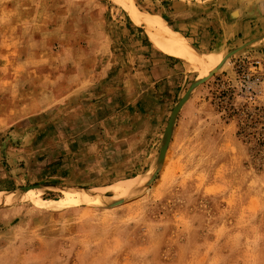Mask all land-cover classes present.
Masks as SVG:
<instances>
[{
	"label": "rangeland",
	"instance_id": "374dc122",
	"mask_svg": "<svg viewBox=\"0 0 264 264\" xmlns=\"http://www.w3.org/2000/svg\"><path fill=\"white\" fill-rule=\"evenodd\" d=\"M171 1L131 0L173 31L166 19ZM233 1L238 10L247 5L244 19L252 26L223 50L199 51L222 57L202 78L175 58L180 87L159 93L155 102L166 120L155 136L146 131L153 139L149 146L128 142L118 154L111 145L114 124L108 123L105 179L91 172L86 183V171L66 180L47 179L45 171L0 179V196L9 197L0 203V264H264V146L259 153L252 150L264 131V24L258 27L259 18L247 17L255 6L264 14V0ZM241 17L232 11L228 21ZM92 25L103 38H96L97 62L91 67L97 73L105 69L110 86H126L115 74L142 55L135 42L162 53L114 0H0V94L8 93L0 96V107L11 108L20 87L27 101L35 91L44 101L52 91L54 100L66 96L70 81L86 78ZM69 104L80 103L61 106ZM248 115L257 121L253 127ZM129 125L123 122L122 128ZM84 128L61 125L46 137L51 143L57 133L77 136ZM18 137L15 129L0 133V158L9 148L18 150ZM53 145L40 150L51 155L47 160L59 155L50 150ZM1 166L6 174L4 161ZM138 181L144 183L137 189ZM62 190L91 198L61 209L37 205L62 199Z\"/></svg>",
	"mask_w": 264,
	"mask_h": 264
},
{
	"label": "crops",
	"instance_id": "0c3cea01",
	"mask_svg": "<svg viewBox=\"0 0 264 264\" xmlns=\"http://www.w3.org/2000/svg\"><path fill=\"white\" fill-rule=\"evenodd\" d=\"M236 7L238 6L233 0H198L197 2L172 0L166 19L172 23L173 32L181 36L185 35L198 51L207 53L212 50L225 49L230 39L238 37L245 31L248 32L252 26L251 21L244 19L246 7L242 6L239 10ZM253 10L254 13L247 17L259 18L255 25L262 27L264 24L263 11L259 6L253 7ZM232 11H238L239 16H242L234 20L233 24L228 21ZM205 13L210 14L204 16ZM154 17L166 25L161 18ZM217 26L219 30L215 32ZM90 34H92L93 41L86 42V78L84 76L77 81H70L73 84L71 83L72 85L66 89V96L60 100H54L55 96L52 91V95L48 94L50 100L44 101L38 95L40 93L35 91L34 98L27 101L23 99L26 94L23 93L25 89L20 87L19 91L14 94L19 98L13 102L12 107L5 109L0 107V133L15 129L19 133L20 142L18 150L9 148L6 154L1 156L0 179L9 178L15 175V172L19 177H21L20 174L25 176L28 171H33L35 177L44 175L45 171L44 177L50 180L69 179L75 171L83 175L86 171V183L87 179L92 176L91 172H95L96 180L105 179L107 176L106 163L102 158H106L105 138L108 123L114 124V130H110V134L116 140L111 145L114 151H120L118 153L120 155H122L121 149L128 142H133L134 146L139 147H142L144 143L149 146L148 139L151 142L153 139L146 136V131L152 130L155 136L159 129L163 128V118L166 120L167 112L165 113V109L158 106L156 102L160 92L164 93L167 89L170 92L169 87H180L182 72L175 59L179 58L159 47L155 46L162 53L147 43L135 42V46H140L142 55L131 58L130 63L126 62V72L121 69L115 74L116 81L126 83V86L113 87L108 84L110 80H108V72L105 69L97 73L91 67L97 62L95 53L99 47H97L96 38L102 39L103 32L96 25L88 30L87 35ZM103 50V56H106L107 47ZM102 60L100 58L99 62L101 63ZM0 96H8V93L0 94ZM64 101H77L80 104H69L65 108L61 106ZM53 113L54 115L50 117ZM123 122L129 123V127L122 128ZM61 125H65L67 129H85L86 125V133L77 136L71 134L66 136L63 132L59 133L61 136L58 133L55 134L52 138L57 140L51 142L55 145L50 147V150L52 152L60 150L59 155L56 159L47 160L51 158V155L40 152L44 144L51 145L46 132L56 127L60 128ZM120 134L122 136L117 139ZM63 142H67V148L64 150L60 146ZM80 143L84 147H81ZM81 150L83 153L80 152ZM102 151L104 157L101 155ZM43 154L47 155L44 156L45 159L42 157ZM2 161L7 167L6 174L1 166Z\"/></svg>",
	"mask_w": 264,
	"mask_h": 264
},
{
	"label": "bare ground",
	"instance_id": "6f19581e",
	"mask_svg": "<svg viewBox=\"0 0 264 264\" xmlns=\"http://www.w3.org/2000/svg\"><path fill=\"white\" fill-rule=\"evenodd\" d=\"M120 4L129 16L142 26L148 34L151 41L158 47L162 48L170 55L176 56L183 60L189 66L200 72L198 78L208 75L213 69L220 65L222 61L221 55H203L196 48L190 45L181 35L171 31L161 20L155 18L149 13L139 11L131 2V0H114ZM234 15V14H233ZM224 59V58H223ZM144 181H138L135 187L138 189L143 185ZM62 199L54 201L37 200V205L44 208L61 209L65 206L75 204L77 202H87L91 198L87 193H74L66 190L60 192ZM8 196H0V203L8 201Z\"/></svg>",
	"mask_w": 264,
	"mask_h": 264
},
{
	"label": "trees",
	"instance_id": "16d2710c",
	"mask_svg": "<svg viewBox=\"0 0 264 264\" xmlns=\"http://www.w3.org/2000/svg\"><path fill=\"white\" fill-rule=\"evenodd\" d=\"M251 116L250 115H248V117H247V119H246V123H250V124H252V127L254 126V125H256L257 124V121H253V119L252 118H250ZM262 125L264 126V123H262ZM259 135L261 136V141H257L256 143H255V145L253 146V148H252V150L254 149H257L258 148V153H259V151L261 150V148L264 146V131L261 133H259Z\"/></svg>",
	"mask_w": 264,
	"mask_h": 264
}]
</instances>
